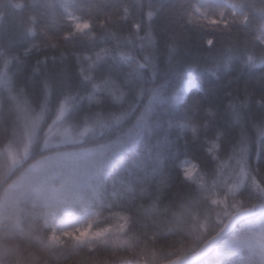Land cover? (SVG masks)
<instances>
[{
	"label": "snow or ice",
	"instance_id": "obj_1",
	"mask_svg": "<svg viewBox=\"0 0 264 264\" xmlns=\"http://www.w3.org/2000/svg\"><path fill=\"white\" fill-rule=\"evenodd\" d=\"M4 7L41 9V15L51 11L52 19L41 24L37 15H29L24 27L21 18L19 36L0 41V87L7 93L0 100V264H264V93L254 101L259 119L251 114L254 94L229 101L226 111L231 129H238L235 137L229 127H218L209 137L211 119H177L181 133L190 130L193 141L204 132L205 144H211L208 153L218 162L210 170L185 159L174 180L164 171L165 151L171 152L165 140V151L157 149L151 165L134 162L135 171L120 173L126 149L150 128L156 108L187 107L191 81L185 73L197 71L196 66L185 69L174 63L178 46L173 35V43L166 45L168 70L161 78L152 21L162 6L152 0H60L58 5L31 0ZM57 7L63 9L61 19L56 18ZM5 15L0 11V26ZM176 16L177 23H196L213 32L254 28L259 56L247 49L238 56L229 47L217 66L228 70L242 59L249 68H264V0L259 8L249 0H185ZM63 18L68 26L50 34ZM145 19L151 43L138 59L137 41L140 51H146L140 35ZM124 25L127 35L121 37ZM38 34L41 43L35 42ZM24 41V57L52 48L63 60L71 48L77 62L82 55L89 61L88 72L80 67L79 81L66 68L46 72L37 91L17 89L13 76L23 72L25 61L14 48ZM97 41L105 45L98 52L77 50L78 44L96 46ZM205 43L214 46L212 38ZM47 60L37 59L36 65L46 67ZM39 72L33 67L25 83L34 82ZM169 77L178 81L174 87L169 88ZM195 88L203 91L200 84ZM109 102L118 107L106 111ZM199 104L193 99L192 108ZM205 115L215 117L210 109ZM222 151L235 163H225L218 155ZM115 205L122 212H113ZM105 211L109 215L102 226L96 220ZM113 217L122 222L113 225Z\"/></svg>",
	"mask_w": 264,
	"mask_h": 264
},
{
	"label": "trees",
	"instance_id": "obj_2",
	"mask_svg": "<svg viewBox=\"0 0 264 264\" xmlns=\"http://www.w3.org/2000/svg\"><path fill=\"white\" fill-rule=\"evenodd\" d=\"M23 2L26 5L31 3V0H3V4H0V11H5V21L3 26H0V41H7L8 39L15 40L22 32L20 24L21 18L24 21V27H27V17L29 15H37L40 18L41 24L51 21L52 12L49 11L47 15H41L43 10L26 7L23 10H12L5 8L4 4ZM50 3L59 4L60 0H49ZM116 2V0H113ZM124 2L131 3L132 0H124ZM156 6H162L159 14L152 21L153 37L158 43L159 50L155 53L161 68V78H164V74L168 70V64L166 61V45L173 43L170 39L173 35L176 37L175 43L178 46V51L175 54L174 63L178 67L187 69L188 65L196 66L197 71L195 73L186 72L187 78L191 81L188 86L190 90L187 91V107L179 110L172 109L168 106H160L155 109L153 114V120L150 128H148L143 137L139 138L135 144L129 149H126V158L120 164L118 171L125 173L126 170L133 168L134 162H141L144 165H151L152 157L157 149L165 151L164 141L168 142V146L171 148V152L165 151L167 159L164 165V171L169 173L174 180H178L177 173L181 171L179 165L181 161L190 159L201 165L203 170L208 171L218 162L213 160L208 153V148L211 144H205L204 132L200 134V139L193 141L191 139L190 130H186L183 134L181 130L176 126V121L182 116H188L196 120L199 123H203L205 120L211 119L212 124L207 131L209 137L213 136L216 128L229 127L231 125L228 120V114L226 111L229 101H239L245 98V94L253 95V108L252 115L259 119V110L255 107V99H259V95L264 93V68H249L242 59L233 61L228 70H225L222 66H217V61L220 60L224 51L231 47V49L239 56L247 49L250 52L259 56L261 45L259 40L255 39L259 35L255 29L244 30L242 27L234 26L231 33L213 32L211 29H200L198 24L193 23L186 25L183 21L177 23L178 17L176 13L178 11L179 4L185 2V0H152ZM250 3L260 7V0H249ZM57 19H61L63 9H54ZM11 13V14H9ZM147 20H144L141 36H145L147 28ZM200 23H206V21H200ZM183 25V26H182ZM38 25L37 27H39ZM68 26L66 18L62 19V22L56 27L50 29V34H56L59 29H64ZM128 25L123 26V30L119 32L121 37L127 35ZM97 29V35H99ZM212 38L214 40V46L211 48L205 43V40ZM42 37L38 34L35 42L41 43ZM24 41L17 43L14 51L21 56V59L25 61L23 72L16 73L13 76V86L19 88L25 86L28 93H33L38 90L39 82L45 75V73L56 74L62 69H68L76 81H79L78 70L83 67L84 70L88 69V63L86 59L81 57V60L77 62L76 58L72 55V49H68V55L61 60L59 50L52 48H41L40 51L33 50L32 53L24 57L23 51L26 43ZM148 42V43H147ZM140 41H137L138 46ZM146 51L142 53L138 48L140 57L147 54V50L150 47V40L145 36L143 41ZM146 44H149L146 46ZM97 41L96 46H91L87 43L78 44L77 50L82 54L98 52L101 47H104ZM108 47L113 46V42L109 40L107 42ZM137 46V47H138ZM57 59L53 62L52 57ZM48 58L47 66L44 64L36 65L37 59L43 60ZM33 67H39L40 72L34 77V82L25 83L27 75L31 74ZM15 71V69H13ZM215 73V75H213ZM155 83H160L157 80ZM178 83L175 78L169 77V88L174 87ZM195 84H200L203 88L202 92H197ZM151 86V85H149ZM83 92V89H81ZM7 93L2 87H0V100L6 97ZM180 101H184V96L179 97ZM193 99H198L200 104L197 109L192 108ZM86 104V102H85ZM118 106L105 105V110H115ZM127 107V105H124ZM211 110L215 113L214 118L207 117L205 115L207 110ZM50 122V120L48 121ZM134 122V117L129 120V125ZM171 122V126H170ZM233 137L238 132V129H231ZM247 131L249 136L253 135V129L251 127V120H249ZM188 140V144L185 145L184 141ZM4 146L3 138L0 137V148ZM254 153V149H253ZM222 157L223 161H227L226 153H218ZM111 185L109 183V189ZM196 185L193 184L192 188L195 189ZM107 202V201H106ZM167 202V200H165ZM71 211V209H69ZM113 212H122V208L119 205H115L112 208ZM109 213L105 211L103 216H108ZM102 216V217H103ZM27 227V225H26ZM18 243H22L19 242ZM161 244H166L165 241H160ZM23 246V245H22ZM74 259H78L74 258ZM72 264V262H69Z\"/></svg>",
	"mask_w": 264,
	"mask_h": 264
},
{
	"label": "rangeland",
	"instance_id": "obj_3",
	"mask_svg": "<svg viewBox=\"0 0 264 264\" xmlns=\"http://www.w3.org/2000/svg\"><path fill=\"white\" fill-rule=\"evenodd\" d=\"M148 43V42H147ZM149 44H146V46H148ZM138 46V44H137V42H136V47H135V55H136V57L138 58V59H140L141 57H140V54H139V52H138V48H140L139 46ZM140 50V49H139ZM88 72V69H85V73H87ZM117 94H118V92H117ZM187 160H189V161H191V162H193V163H195V161H193V160H190V159H187ZM225 163H227V164H229V165H232V164H234L235 163V161L233 160V161H224ZM198 164V163H197ZM225 173L226 174H229V169H225ZM104 217L105 216H101L99 219H97L96 220V223H98V224H100V225H102V226H106V225H104ZM113 225H116V224H118V223H120V222H122V221H119V219L117 218V217H113L112 219H111V221H110ZM77 226H79V225H77Z\"/></svg>",
	"mask_w": 264,
	"mask_h": 264
}]
</instances>
